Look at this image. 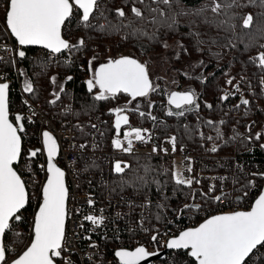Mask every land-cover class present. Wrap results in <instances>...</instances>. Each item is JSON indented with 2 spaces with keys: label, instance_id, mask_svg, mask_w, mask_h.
<instances>
[{
  "label": "trees",
  "instance_id": "obj_1",
  "mask_svg": "<svg viewBox=\"0 0 264 264\" xmlns=\"http://www.w3.org/2000/svg\"><path fill=\"white\" fill-rule=\"evenodd\" d=\"M8 2L0 0V21L4 26ZM215 3L221 5L216 12L212 11ZM146 5L160 8L167 22L152 24L153 15L158 19L160 17L150 14ZM133 6L141 9L145 20L134 16L131 12ZM120 8L125 11V17L117 15ZM248 15L253 19L251 25L245 28L243 19ZM172 17L175 18L174 24ZM169 24L172 26L169 27ZM63 36L75 46L69 49L71 60L51 63L46 58L48 51L39 48L24 49L25 56L21 58L18 55L20 47L16 50L22 84L24 86L26 80L32 84V91H25L26 95L48 114L53 107L74 100L75 120L84 122L93 114L101 116L104 123L102 145L110 149L117 133V116L113 110L120 109L132 98L121 92L106 100L96 99L101 91L99 85L92 91L87 87V81L95 76L91 68L92 59L110 55L106 63L110 59L132 56L149 70L148 56L163 54L169 43L177 41L179 52L176 63L196 62L189 74L179 75V90L187 88L194 91L196 105L184 109L172 107L170 95L163 80H160L158 88L147 96L150 111L128 110L124 114L128 123H122L120 134H124L127 127L154 128L161 140L175 137L178 150L187 147L198 155L219 157L238 153L246 156L248 162L264 163V67L256 59L264 53V0H179L178 3L172 0L170 8L153 0H144V3L139 0H104L102 8L95 10L87 23L82 20V10H74L63 28ZM6 39L7 34L0 24V41ZM81 40L82 45L79 43ZM119 42L122 45L120 52L117 49ZM2 69L8 77L13 75L15 64L12 57L5 58ZM55 77L60 78L63 84L57 95L54 93ZM230 80L231 84L228 83ZM239 89L245 90L243 96L237 94ZM225 96L228 98L223 99ZM243 100L249 103L245 105ZM18 102L16 95L14 104ZM10 106L13 113L12 99ZM17 110L22 111L23 106H18ZM181 111L184 114L178 115ZM169 112L173 114L169 115ZM209 121L212 123L209 124ZM257 134H260V139H256ZM37 147L33 139L24 142L23 154L15 166L18 172L19 165L23 163L36 166L37 161L28 160L27 155ZM213 148L217 150L212 151ZM126 160L128 167L122 173L112 175L110 195L113 198L133 196L154 200L155 216L164 225L168 224L166 213L178 215L215 209L218 204L215 197L223 194L210 191L206 182L177 184L174 163L170 159L162 163L153 158L127 157ZM258 180L263 188L264 179L258 177ZM86 186L94 188L96 183L87 181ZM232 187L226 194L247 195L251 189L247 178L240 179ZM99 194L103 195V191ZM192 205H199V208H192ZM23 213L26 216L30 213L28 205ZM19 226L22 227L23 223ZM4 240L11 243L7 254H10L8 249L15 248L11 251L13 255L23 248L26 236L17 232L7 233ZM56 261L63 264V252ZM166 264H196V261L188 252L180 251L175 259ZM246 264H264V246L259 247Z\"/></svg>",
  "mask_w": 264,
  "mask_h": 264
},
{
  "label": "built area",
  "instance_id": "obj_2",
  "mask_svg": "<svg viewBox=\"0 0 264 264\" xmlns=\"http://www.w3.org/2000/svg\"><path fill=\"white\" fill-rule=\"evenodd\" d=\"M103 2L104 0H99L97 10L102 8ZM1 25L7 39L0 41V83L9 84L10 100L12 99L14 105L12 116L22 114L24 117L23 143L33 139L38 144L37 148L41 149L35 167L29 163L19 165V174L28 192L27 205L30 207V213L26 216V213L21 212V222L12 221V228L6 232H17L26 236V242L20 251L12 255L11 251L15 248L8 249L11 255L7 256L11 257L7 264L27 249L34 235V217L42 203V187L48 177L47 153L43 148L45 131L52 133L59 145L56 163L65 172L68 188L63 264L68 261H71V264H120L115 253L121 249L132 251L138 246H145L149 252L158 253L165 249L171 239L178 237L183 231L197 227L202 220L216 215L251 210L262 191L258 177L262 178L264 174V163L248 162L246 156L238 153L221 157L198 155L187 147L178 150L176 144L173 151L172 140H161L159 132L154 128L141 129L145 139L137 140L134 136L131 139L130 152L118 149L114 144L110 149L103 148L104 123L100 115L93 114L84 122L75 120L74 100L53 107L48 114L42 106L32 102L26 95L17 67V43L8 29ZM120 48L119 43V52ZM6 57H12L15 64L11 77L2 69ZM46 58L55 63L71 60L72 56L67 50L61 54L48 52ZM237 94L242 96L245 90L239 89ZM16 95L19 102L14 104ZM18 106H23V110L18 111ZM116 139H119L124 147L128 146V139L115 136L114 140ZM127 157L153 158L157 163L166 159L178 161L180 172L185 179L192 180V184L206 182L210 191H220L223 194L215 209L178 215L166 213L168 224L164 225L155 216L154 200L133 196L113 198L110 195L109 188L115 172V163ZM243 178L249 179L251 185L247 195L226 194L231 186H236ZM87 181L96 183V187L86 186ZM101 190L103 195L99 194ZM238 197H241V200ZM86 216H102L104 220L102 224L97 225L86 220ZM20 223H23L22 227L19 226ZM153 235L157 236L155 242L151 240ZM5 244L7 248L11 245L10 241ZM177 255L178 251L170 252L163 260L153 261L152 264H166Z\"/></svg>",
  "mask_w": 264,
  "mask_h": 264
},
{
  "label": "snow or ice",
  "instance_id": "obj_3",
  "mask_svg": "<svg viewBox=\"0 0 264 264\" xmlns=\"http://www.w3.org/2000/svg\"><path fill=\"white\" fill-rule=\"evenodd\" d=\"M139 2L144 3V0ZM153 2L167 5L169 8L172 4V0H153ZM176 2L178 3L179 0ZM74 6L77 11L82 10V20L87 23L93 12L98 9L99 0H9L5 13L6 27L21 46L40 45L51 53H61L65 49L75 47L63 38L61 32L65 22L73 15ZM146 7L150 14H158L160 17L158 19L153 15L152 24L167 22L163 19L165 13L160 8H152L150 5ZM220 8L221 5L215 3L212 11L216 12ZM131 12L139 20L146 19L138 7L133 6ZM117 15L125 17L126 13L120 8L117 9ZM252 19L251 15L244 18L243 26L249 27ZM172 23H175L174 17ZM79 43L82 45L83 40ZM18 55L23 58L25 52L19 51ZM256 59L260 66L264 67V53ZM68 79L71 80L72 77ZM228 83L231 84L232 81ZM97 84L101 90L96 96L98 100L115 97L121 92L135 99L146 97L155 90L147 66L127 56L110 59L102 65L95 73L94 79L87 81L88 90L92 91ZM24 91H32V84L27 80L24 83ZM227 98V96L223 97V99ZM196 99L195 92L191 90L173 92L169 96V103L177 109H184L186 106H195ZM242 103L247 105L249 101L243 100ZM113 111L117 116L115 127L119 133L121 123L127 124L128 117L120 115L123 109L117 108ZM172 114L169 112V115ZM177 114L184 113L181 111ZM23 119L24 117L20 115L15 117L16 122ZM18 130L22 132L24 125L14 124L9 119V84L0 83V264L6 262L5 234L12 228L13 218L17 221L21 219L17 213L25 208L28 202L25 183L13 167L21 156V136ZM133 133L137 140L145 139L141 129L137 128L125 134L128 139L127 147H124L119 139L113 141L114 146L130 152L132 145L130 137ZM256 139H260V134H257ZM172 144L175 151V137L172 138ZM43 148L47 152L48 177L42 187V203L34 217V239L23 254L12 261V264H55V258L61 257L65 247L68 191L65 185V172L54 163L59 145L48 131L43 132ZM216 150V148L212 149V151ZM38 151L40 150L32 151L31 156L35 157ZM114 168L116 173L124 171L119 161L115 163ZM175 179L177 184H192V180L185 179L183 173L179 171L175 173ZM215 199L219 200L220 197ZM89 203L91 204L92 201ZM85 219L97 225L102 224L104 220L102 216H86ZM151 240L155 242L157 236L153 235ZM258 246H264V194L259 196L250 211L212 216L199 227L183 231L177 238L167 243L168 248L190 249V255L198 261V264H246V258ZM115 255L119 258L120 264H142L155 253L149 252L145 246H138L132 251L121 249ZM67 264H71V261Z\"/></svg>",
  "mask_w": 264,
  "mask_h": 264
},
{
  "label": "rangeland",
  "instance_id": "obj_4",
  "mask_svg": "<svg viewBox=\"0 0 264 264\" xmlns=\"http://www.w3.org/2000/svg\"><path fill=\"white\" fill-rule=\"evenodd\" d=\"M0 24H3V23L0 21ZM1 27L4 30V27L2 25ZM119 43L121 44V42ZM121 48H122V45H121ZM121 48L120 50L122 51ZM178 49H179L178 42L175 41V42L168 44V48L163 54L150 55L147 58V61L149 62L148 72H149L151 81L153 83L154 89L156 90L159 86L160 80H163V84H164V87L168 95H170L173 92L189 91L187 88H183L182 90H179V87H180L179 75L181 73L189 74L194 68V66L196 65L195 61H186L183 64L178 65L176 63L177 55L179 52ZM129 57H132V56H129ZM107 58H110V55H102V56L100 55L92 59L91 68L93 70V74H95V70L97 69V67L100 64L104 63ZM55 78L56 79H54L55 81L54 93L55 95H57L59 91L61 90L63 84L60 78L58 77H55ZM120 109H123V111L120 113L121 116H123L128 110H131V109H138L142 112L148 113L150 111V101L147 96L146 97H136L135 99L130 100L124 106H121ZM133 129L129 127L125 128L124 134H123L124 138H126L125 134L132 132ZM263 130H264V126H263ZM134 136L135 135L133 133V135L130 138L133 139ZM119 162H121V166L124 168V170L129 165V162L126 160V158L120 160ZM176 162L177 164H175ZM173 163H174V175H175L176 172L178 171L180 172V165L178 164L179 163L178 161H173ZM113 170H115V168H113ZM113 174H117V173L114 172ZM109 192H110V188H109ZM241 196H245V194Z\"/></svg>",
  "mask_w": 264,
  "mask_h": 264
},
{
  "label": "water",
  "instance_id": "obj_5",
  "mask_svg": "<svg viewBox=\"0 0 264 264\" xmlns=\"http://www.w3.org/2000/svg\"><path fill=\"white\" fill-rule=\"evenodd\" d=\"M75 7V6H74ZM69 20V19H68ZM67 20V21H68ZM66 21V22H67ZM66 22H65V24H66ZM65 24H64V26H65ZM64 26L62 27V30H61V32H62V36H63V28H64ZM10 31V30H9ZM13 38L16 40V38L13 36ZM63 38H64V36H63ZM65 39V38H64ZM66 40V39H65ZM16 42H17V45L20 47V51H23L24 49H29V48H39V49H44V50H47L48 52H50L48 49H45L44 47H42V46H40V45H27V46H21V45H19V43H18V41L16 40ZM67 49H65V50H63L61 53H63V52H65ZM61 53H57V54H61ZM127 57H129V56H127ZM131 58H133V57H131ZM133 59H136V58H133ZM136 60H138V59H136ZM139 61V60H138ZM139 62H141V61H139ZM107 63V62H106ZM106 63H103V64H101V65H99L98 67H97V69H96V71H95V73L99 70V68L102 66V65H104V64H106ZM142 63V62H141ZM148 69V68H147ZM149 73V72H148ZM149 78H150V75H149ZM150 80H151V78H150ZM127 94V93H126ZM132 98V97H131ZM133 99V98H132ZM171 106L172 107H174V108H176L174 105H172L171 104ZM17 115H20V116H22L23 117V115H21V114H16L15 115V117L17 116ZM15 117L13 118L12 117V114H11V108H10V93H9V119L14 123V124H16V123H23V121H20V122H16L15 121ZM121 127V126H120ZM24 132V130L22 131V132H20L19 130H18V133H19V135L21 136V156H22V154H23V139H22V133ZM117 135H120V129H119V133L117 132L116 133ZM35 150H37V149H35ZM35 150H32V151H35ZM40 151H38L37 152V155L35 156V157H33V156H31V152L32 151H30L29 152V154H28V156H27V159H29V160H36L37 159V157H38V155L41 153V149H39ZM47 153V152H46ZM21 156H20V158H21ZM58 156H59V152H58V154H57V156H56V158H55V160H54V163H56V160H57V158H58ZM18 163V162H17ZM16 163V164H17ZM16 164H14L13 165V167L15 168V166H16ZM56 165L59 167V165L56 163ZM16 169V168H15ZM17 171V170H16ZM17 173L19 174V172L17 171ZM20 175V174H19ZM262 177H263V179H264V175H262ZM65 185H66V175H65ZM26 187V186H25ZM66 188H67V186H66ZM26 190H27V188H26ZM67 191H68V188H67ZM261 194H264V185H263V189H262V192H261ZM260 194V195H261ZM219 197H221V196H219ZM238 199L239 200H241V197H238ZM67 200H68V196H67ZM67 200H66V211H67ZM255 204V203H254ZM26 206H27V204L25 205V208H26ZM254 206V205H253ZM192 208H195V209H198L199 208V205H195V206H191ZM25 208H23V209H21V211L19 212V213H17V215H19L20 216V213L25 209ZM38 211H39V209H38ZM37 211V212H38ZM231 214V213H230ZM225 215V214H224ZM67 217V216H66ZM211 218V217H210ZM209 219V218H208ZM207 220V219H206ZM205 220V221H206ZM13 221H16V222H19L20 220H15V218H13ZM205 221H203L202 223H204ZM201 223V224H202ZM65 226H66V219H65ZM197 227H199V226H197ZM177 238V237H176ZM33 239H34V236H33ZM32 239V240H33ZM30 246V245H29ZM28 246V247H29ZM259 247H261V246H258V248L257 249H255V250H253V253L252 254H250V256L248 257V258H246V262H247V260L259 249ZM171 251H184V252H188V254H189V256L192 258V259H194L195 261H196V259L194 258V257H192L191 255H190V249H172V248H168L167 246H166V248H165V250H163L162 252H158V253H155V255H153V256H150V257H148L145 261H143L142 262V264H152V262L153 261H157V260H163L165 257H166V255L169 253V252H171ZM23 254V253H22ZM21 254V255H22ZM6 257H7V254H6ZM61 257H57V258H55V264H58L57 263V259H60ZM118 258V257H117ZM119 259V258H118ZM10 264H12V262L10 263ZM196 264H198V261H196Z\"/></svg>",
  "mask_w": 264,
  "mask_h": 264
},
{
  "label": "flooded vegetation",
  "instance_id": "obj_6",
  "mask_svg": "<svg viewBox=\"0 0 264 264\" xmlns=\"http://www.w3.org/2000/svg\"><path fill=\"white\" fill-rule=\"evenodd\" d=\"M123 123V122H122ZM122 123H121V125H122Z\"/></svg>",
  "mask_w": 264,
  "mask_h": 264
},
{
  "label": "bare ground",
  "instance_id": "obj_7",
  "mask_svg": "<svg viewBox=\"0 0 264 264\" xmlns=\"http://www.w3.org/2000/svg\"><path fill=\"white\" fill-rule=\"evenodd\" d=\"M68 50V49H67Z\"/></svg>",
  "mask_w": 264,
  "mask_h": 264
}]
</instances>
